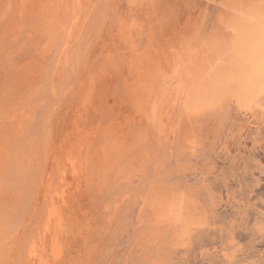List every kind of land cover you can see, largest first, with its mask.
<instances>
[{
  "label": "bare ground",
  "instance_id": "obj_1",
  "mask_svg": "<svg viewBox=\"0 0 264 264\" xmlns=\"http://www.w3.org/2000/svg\"><path fill=\"white\" fill-rule=\"evenodd\" d=\"M0 264H264V0H0Z\"/></svg>",
  "mask_w": 264,
  "mask_h": 264
},
{
  "label": "rangeland",
  "instance_id": "obj_2",
  "mask_svg": "<svg viewBox=\"0 0 264 264\" xmlns=\"http://www.w3.org/2000/svg\"><path fill=\"white\" fill-rule=\"evenodd\" d=\"M91 63V61H89ZM92 64V63H91ZM104 84V83H103ZM103 84H102V88H103ZM131 92L133 93V89H131Z\"/></svg>",
  "mask_w": 264,
  "mask_h": 264
}]
</instances>
